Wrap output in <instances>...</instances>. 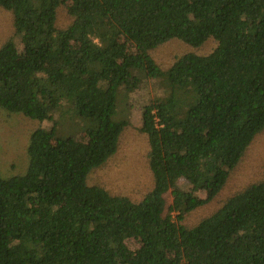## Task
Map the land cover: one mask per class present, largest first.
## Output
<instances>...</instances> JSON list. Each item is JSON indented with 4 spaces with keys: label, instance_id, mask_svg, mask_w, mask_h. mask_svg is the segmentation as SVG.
I'll return each instance as SVG.
<instances>
[{
    "label": "trees",
    "instance_id": "1",
    "mask_svg": "<svg viewBox=\"0 0 264 264\" xmlns=\"http://www.w3.org/2000/svg\"><path fill=\"white\" fill-rule=\"evenodd\" d=\"M0 6L11 12L22 44L20 50L12 37L0 46V106L52 121L69 103L90 122L82 139L36 128L26 172L0 176V264H264V179L197 224L184 223L222 189L264 129V0ZM60 10L69 19L64 27ZM173 38L217 45L162 69L151 51ZM146 77L163 78L164 92L143 106L140 130L154 180L134 201L87 177L117 151L128 124L113 118L117 90L131 92ZM204 185L211 193L197 201ZM129 239L140 245L132 248Z\"/></svg>",
    "mask_w": 264,
    "mask_h": 264
},
{
    "label": "rangeland",
    "instance_id": "2",
    "mask_svg": "<svg viewBox=\"0 0 264 264\" xmlns=\"http://www.w3.org/2000/svg\"><path fill=\"white\" fill-rule=\"evenodd\" d=\"M68 22L67 14L60 10L58 26L64 27ZM12 37L22 50L21 35H14L12 14L0 6V46ZM121 41L126 44L129 52L134 51V46L125 37H121ZM216 45L217 42L212 38L198 47L173 38L152 50L151 54L162 69H167L184 53L208 54ZM163 92L164 79L161 77H146L131 92L124 86L119 87L117 110L113 118L118 121L127 120L128 124L120 136L117 151L103 165L93 168L88 174L89 184L103 186L113 194L125 195L134 201L141 200L152 189L154 179L148 162V138L141 132L140 125L143 106ZM63 111L55 114V120L39 121L0 106V176L8 178L26 172L30 162L27 149L31 134L38 127H54L58 136L84 138V128L90 122L78 116L69 103L64 105ZM263 179L264 129L255 135L239 163L230 171L222 189L208 203L188 212L184 223L188 226L197 224L221 207L228 198ZM179 185L183 188L190 187L182 179ZM211 190L210 185H204L195 191L197 201L206 199ZM165 197L170 205L173 201L171 190ZM128 243L132 248L140 245L137 239H129Z\"/></svg>",
    "mask_w": 264,
    "mask_h": 264
}]
</instances>
